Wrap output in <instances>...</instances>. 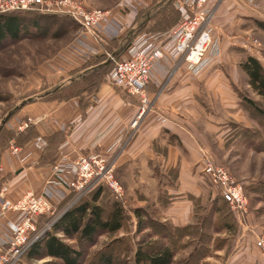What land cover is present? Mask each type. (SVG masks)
Wrapping results in <instances>:
<instances>
[{
    "label": "crops",
    "instance_id": "1",
    "mask_svg": "<svg viewBox=\"0 0 264 264\" xmlns=\"http://www.w3.org/2000/svg\"><path fill=\"white\" fill-rule=\"evenodd\" d=\"M153 1L138 0L143 7ZM208 7L216 10L212 24L219 55H207L198 67L172 60L159 62L149 84L150 91L159 95L155 110L144 117L131 141H126L127 132L137 111L123 109L129 97L124 90L108 82L95 94H85L84 99L64 102H34L32 99V103H27L19 113L39 121L33 126L37 138L42 137L45 146L25 165L0 148V192L8 187L6 196L11 199L20 198L28 191L41 194L51 167L61 150L70 144L79 154L95 151L117 158L116 174L126 189L125 201L127 196L136 194H143L147 200L148 189L163 190L172 202V208L163 212L166 217L163 220H173L175 226L191 224L195 203L202 200L207 191L214 190L204 172V157L225 166L223 159L227 156L220 158L215 146L227 155L233 150L239 152L238 145L241 147L245 143L254 151L242 130L259 129L260 125L255 112L244 100L249 98L243 95L242 88L264 97L253 91L241 67L249 56L257 58L264 66V47L257 37L263 32L258 21L264 22V0H255L254 6L241 0H213ZM118 20L123 27H131L136 15L129 13ZM143 23L133 27L139 28ZM167 32H149L147 36L162 40ZM122 33L120 29L114 38ZM92 47L89 58L112 56L98 43ZM89 58L77 62L78 66L73 65L66 77L61 75L54 79L53 82L63 84L56 89L70 85L95 69L96 66L83 68ZM254 122L256 125L252 126ZM34 139L20 147L25 149ZM9 144L17 146L15 141ZM163 180L167 184H163ZM254 258L259 259L253 254L248 257L249 262L258 264Z\"/></svg>",
    "mask_w": 264,
    "mask_h": 264
},
{
    "label": "rangeland",
    "instance_id": "2",
    "mask_svg": "<svg viewBox=\"0 0 264 264\" xmlns=\"http://www.w3.org/2000/svg\"><path fill=\"white\" fill-rule=\"evenodd\" d=\"M1 1L3 2L9 0ZM40 1L45 4L48 3L47 1L57 2L63 0ZM40 1L35 3L41 5ZM79 1H81L85 7L89 9L88 12L102 11L103 13H108L110 21L112 23H117V25L120 24V21L118 20L119 16H127L129 13L135 15L140 14L138 19L135 20L134 25L131 27L125 28L126 25L124 27L123 24L119 25V27L122 26V28H120L122 31L127 29L132 40H134L133 34L137 29L133 26H137L138 23L143 21H150L154 15L158 14L169 4V0H158L153 7H143L138 0ZM180 2L181 0L178 1V3ZM174 8L177 9L176 4H174ZM181 10L185 11L184 9ZM42 14H47V12H43ZM67 18L72 20L69 17ZM72 21L74 22V25H76V28L70 33L64 34V32H59L58 30L55 34L57 36L52 37L50 34L45 35L42 31H40L33 34L36 38L24 35L18 42H13L12 40L7 39L2 47H0V129L2 127V122L9 119V117H12V121H15L17 116L20 117L21 113H19V111H21V109L26 105L32 103L30 102L25 104L29 100L33 99L34 102L44 101L47 93L54 90V88L56 89L57 87H60V85H63L61 81L53 82L54 79H58L61 75H65L66 77V72L69 71L73 65L74 67L75 65L78 66L80 64L77 62H82L88 59L89 52L93 49L92 45L96 43L100 46L102 45V37H96L88 29L81 26L76 21ZM211 27L214 43L208 49V57L219 55V47H217L213 35V24H211ZM62 28H65V26ZM251 28L250 24L249 29ZM263 32L261 33V37L257 34L259 44L262 47H264ZM255 33H257V31H255ZM142 36H147V34L141 35V37ZM108 39L112 38L109 37ZM131 39L127 42L130 43ZM122 44L126 45L127 43L123 42ZM113 61H116V57ZM174 62L184 63V59L182 57H177ZM109 84L116 86L111 82ZM48 88H50V90L47 92L46 89ZM242 92L244 96L252 99V101H257L256 103L258 106L264 110V97L260 98L254 95L249 88L245 87L242 88ZM158 97L159 95L156 96L155 102L153 103L154 108L156 107ZM126 104H129V100L123 103V109H125ZM137 105H135V107L133 106L132 109L138 111ZM131 124L128 127L126 141H131L136 133V131L131 129ZM255 125L256 124L254 122L252 126ZM10 130L14 131L12 128H10ZM6 133L7 131L5 129L0 132V148L3 149L2 151L7 150L9 154L15 156L18 161L24 165L31 156L34 155L37 157L40 152L36 146L37 138L31 141L29 146L25 149L21 148L20 145H17L19 152L15 153L13 151L14 146L12 144H7L8 141H6ZM66 146L67 147L65 149L69 155L72 157L78 155L74 145L69 144ZM214 149L218 152L220 158L223 159V157L227 156V158L223 159L226 164L225 166L235 176L237 181L243 183L245 186V194L248 199V210L247 213H245L244 218H238L237 214L231 210L229 205H225L223 199L220 197L219 191L212 187L214 190L207 191V195L193 206L192 222L188 225L194 226L185 229L184 232L182 230H179L178 232L174 231V229H170L171 231L169 230V234L172 238L169 240L161 237V232H163V230L157 226V222L168 225L170 224L169 226H175L174 222H172L173 220H163L166 218L163 212L172 208V202L169 201L167 195L163 193V190H160L159 192L156 188L152 190L148 189L147 191H149V196L147 197V200H145V196L143 194L127 196V201H125V199L119 200L126 206L125 209L129 213L128 221L125 222L123 230L119 233L115 235L104 234L98 237L93 245L85 246L84 264H99V257L103 254L114 255L116 260L113 264H136L135 252L137 250L138 243L147 235V240L150 242L160 241L174 248L176 254L174 264H251L248 257L253 254L258 255L259 259L255 260L254 258V261L259 263L261 250L257 247L256 240L258 236L263 235L264 237V151H252L246 143L241 147L238 145L237 151L239 152L236 153L233 150L232 153L229 152L228 155L223 154L221 149L217 146H215ZM77 168L79 169L78 166ZM57 173L58 172L52 166L50 169L49 179L43 183L42 193L37 194L39 197L43 194L46 183ZM115 176L117 178L116 171ZM65 177L72 182L77 181V177H75L71 171L66 172ZM117 180L120 182V185L126 195L124 185L118 178ZM163 184H167L166 180H163ZM6 188L8 189V187ZM4 189L0 192V202L1 199L7 201L12 207H15V205H17L20 199L24 196L23 195L17 199L8 198L6 196L8 190ZM53 191L61 197L63 196L62 193L65 192V189L58 187L53 188ZM158 193L159 195H156ZM74 194L72 192L68 193V197L61 203V205L55 206L54 215L51 216L53 218L52 220L45 222L44 217H42L43 219H38L37 229L40 232L43 230H50L51 223L53 225L54 222L58 220L61 213L65 211L66 207H73L84 198L82 197L81 199H78L77 197V201H75ZM214 199H217V205L223 208V213L227 217L226 220L216 221L218 216L216 215L214 217V215L211 214V206ZM107 200L112 203L117 199L113 196L112 192H108V196L105 197L102 202H107ZM10 206L5 210L6 217L3 218L0 226L4 230H6L11 223L15 222L18 217H20V213L15 211L14 208L10 209ZM135 209L144 210L147 215H144V218H148V220H150L149 218L151 217V220L153 221L151 222V226L148 230L141 233L137 232V219L133 214ZM205 219L208 220L206 226L209 227L205 228L206 226L203 225V229L205 231L203 232L204 238L200 239V227L201 223ZM229 222L232 227L229 225V229H223L225 223L227 224ZM68 243L73 244L78 249H82V247H79V243L77 241H68ZM7 251L8 248H5L2 252L6 253ZM189 259L191 260L189 261ZM18 264L62 263L56 261L50 262V260L30 262L24 256Z\"/></svg>",
    "mask_w": 264,
    "mask_h": 264
},
{
    "label": "built area",
    "instance_id": "3",
    "mask_svg": "<svg viewBox=\"0 0 264 264\" xmlns=\"http://www.w3.org/2000/svg\"><path fill=\"white\" fill-rule=\"evenodd\" d=\"M39 1L9 0L2 2L0 0V14L34 11L62 15L76 21L98 38H113L115 33L120 30L117 23L110 21L108 13L88 12L89 9L79 0L47 1L48 3L45 4L40 1L41 5L36 4ZM212 1L181 0L176 4L177 9L185 11L180 24L175 29L164 34L162 40H155L149 36H140L131 40L127 44L125 53L116 61V68L110 76V82L124 90L129 97V104L125 105V110L132 109L138 104V114L131 124L133 131H137L140 127L145 115L155 110L153 103L157 95L149 91L148 87L152 71L159 62L174 61L177 57H182L188 66L198 67L205 61L208 49L214 43L211 24L216 10L213 7H208ZM241 1L253 6L255 3V0ZM109 58L115 59L113 55ZM38 122V120L17 116L15 121L9 122V128L16 132H23ZM13 146V151L18 153L19 148L16 145ZM36 146L39 150L44 148L45 141L42 137L36 139ZM65 148L61 150L53 165L58 173L46 183L40 197L34 191H28L15 207L1 199L0 226L3 218L6 217L5 210L9 206L10 209L14 208L19 212L20 217L6 230L0 227V264H18L20 262L32 243L46 231L40 232L37 229L38 219L53 216L55 206H60L68 197V193H75V201H77V197L81 199L95 187L102 185L107 187L117 200L125 198L123 188L115 176L116 157L95 151L78 153L77 156L72 157ZM68 171L77 177L76 182L65 177V173ZM204 172L208 176L210 185L219 191L223 201L237 214L238 218H244L248 210L244 184L238 182L227 167L215 164L206 156L204 157ZM58 187L65 189L61 197L53 191V188ZM3 189L8 190L6 187ZM70 207H66L65 211ZM256 245L261 250V264H264L263 235L258 236ZM5 248H8V251L3 253Z\"/></svg>",
    "mask_w": 264,
    "mask_h": 264
},
{
    "label": "trees",
    "instance_id": "4",
    "mask_svg": "<svg viewBox=\"0 0 264 264\" xmlns=\"http://www.w3.org/2000/svg\"><path fill=\"white\" fill-rule=\"evenodd\" d=\"M156 1L158 0H154L149 7H153ZM174 2L175 0H169V4L166 8L154 15L150 21H145L137 28L133 34V39H137L141 35L148 34L149 32L171 31L175 29L180 24L184 11L175 9ZM139 15H136V19H138ZM258 25L264 31V22L258 21ZM63 26H65V28H62ZM75 28L76 25H74V22L62 15L42 14L34 11L0 14V47H2L7 39L18 42L24 35L36 38L33 34L40 31L45 35L50 34V36L53 37L57 36L55 34L58 30L59 32L67 34L73 31V29L75 30ZM130 39L131 36L126 29L116 38H102L101 46L104 47L105 50L110 51L109 54L113 56L116 55L117 61L125 53L128 44L127 41ZM123 42L127 44H122ZM116 61L109 59L107 54L90 57L83 68L96 66L95 69L89 71L70 85L47 93L44 100L64 102L73 98L84 99L85 94H95L103 83H110V76L115 69ZM241 67L247 74L249 85L253 91L259 96H264V66L260 60L253 56H249L247 60L242 63ZM79 69L82 68H78V70ZM244 100L257 115L254 116L258 120L260 128L243 129V137L254 151L263 152L264 110L251 99L244 98ZM11 119L12 117H9L8 121L0 129V132L4 129L7 131V144L11 141H15L17 145L26 144L31 139L37 138L38 133L33 125L29 126L23 132L11 131L8 126L9 122L12 121ZM107 191L111 193L107 187L102 185L97 186L73 207L62 212L50 230L46 231L40 238L32 243L25 254L26 259L30 262L50 260V262L56 261L62 264H84L85 246L93 245L98 237L104 234L115 235L119 233L123 230L125 222L128 221L129 213L125 209L126 207L122 201L116 200L111 203L107 200L108 203L102 202L104 198L108 196ZM223 202L227 205L225 201ZM133 214L137 219V232L141 233L148 230L151 226V222H153L151 217L149 218L150 220H148V218L145 219L144 215H146V213L142 209H135ZM211 214L214 215V217L216 215L218 216L216 221L227 219L223 213V208L217 205V199H214L212 202ZM44 219L45 222H47L53 218L44 217ZM207 222L208 220L205 219L201 223L200 239L204 238L203 232L205 231L203 225L206 226ZM169 225L157 222V226L163 230V232H161V237L169 240L172 238L169 234L170 229H174V231L178 232L182 230L184 232L185 229L194 226L186 225L181 227ZM229 225L232 227L230 222L227 224L225 223L223 229H229ZM208 227L209 226H206L205 228ZM147 237L148 235L143 237L138 243L135 252L136 264L175 263L176 254L172 246L160 241L150 242L147 240ZM68 241H77L79 247H82V249H78L73 244L68 243ZM115 260L116 257H114V255L103 254L99 257V264H113ZM190 260L191 259H189V261Z\"/></svg>",
    "mask_w": 264,
    "mask_h": 264
},
{
    "label": "water",
    "instance_id": "5",
    "mask_svg": "<svg viewBox=\"0 0 264 264\" xmlns=\"http://www.w3.org/2000/svg\"><path fill=\"white\" fill-rule=\"evenodd\" d=\"M115 56H116V55H115ZM115 56H114V57H115ZM30 102H32V100H29V101L26 102L25 104L30 103ZM23 105H24V104H23ZM7 121H8V119H6L5 121H3L2 124H1V126L5 125V123H6Z\"/></svg>",
    "mask_w": 264,
    "mask_h": 264
}]
</instances>
